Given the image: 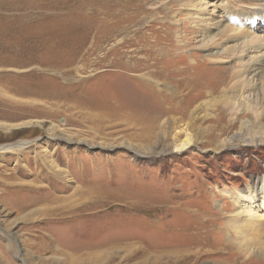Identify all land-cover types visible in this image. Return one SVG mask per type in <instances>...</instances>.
Segmentation results:
<instances>
[{"label": "rangeland", "instance_id": "rangeland-1", "mask_svg": "<svg viewBox=\"0 0 264 264\" xmlns=\"http://www.w3.org/2000/svg\"><path fill=\"white\" fill-rule=\"evenodd\" d=\"M177 1L0 0V264H264L228 224L264 145L215 151L217 120L191 113L240 73L219 51L239 25L205 45L202 6Z\"/></svg>", "mask_w": 264, "mask_h": 264}, {"label": "bare ground", "instance_id": "bare-ground-1", "mask_svg": "<svg viewBox=\"0 0 264 264\" xmlns=\"http://www.w3.org/2000/svg\"><path fill=\"white\" fill-rule=\"evenodd\" d=\"M237 1V3L230 4L224 0H215L213 2L197 0L199 4L197 6H202V9L194 10L193 7L191 9L196 12L192 21V27H198L199 29L200 25H203L200 36L205 45H211L215 41L216 35L210 31L211 29H219L221 36V34L231 32L232 30L229 29L231 27L228 28L227 22H235L239 25L235 30L238 33L236 38L234 36V38H231L232 36L230 35V39L225 38L226 40H223L225 42L238 41L239 43L236 42L237 44L222 48L219 51L223 53L227 48H229L230 53L233 51L230 58L238 59L240 73L236 75L235 80L230 81V87L224 88L219 96H215L216 89L210 90L208 87L202 90L201 93L199 92L201 94L200 98L205 96L211 99L203 100L191 112L199 119L201 115L203 121L208 120L211 116L214 120H217V126H215L217 134L208 135L209 137L212 136L209 144L211 147H214L213 150L215 151L229 146V143L233 141L232 139L238 142L236 145L240 146L251 145L257 147L264 145V29L259 32V35H254L251 32V30L253 31L252 28L258 26L253 16L257 10L264 8V0H253L255 4L250 7L240 5V2L243 0ZM218 11H220L219 16L217 15ZM256 18L262 19V17ZM204 23L207 24V27H204ZM257 30L258 28L255 31ZM149 81L145 80L147 83ZM221 83L223 84L224 82ZM149 84L153 83L149 82ZM175 107H171L168 111L181 114L179 119L183 120L186 116L189 119L194 118L191 116V113L188 115V111L191 108L190 101L180 100L178 106ZM210 110H217L218 114L214 116L209 112ZM225 112L229 115L228 124L224 123L226 119L221 117L223 116L222 113L225 116ZM175 121V119H172L173 124ZM189 123V121L186 122V124ZM237 125L240 127V131L233 138L221 141L217 139L227 129H235ZM154 127L155 124L151 126L152 129ZM198 129H200V126ZM197 143L203 145L208 142H199L198 139L187 136L186 139L181 141L180 146L176 150L190 149L192 146H196ZM236 199L235 206L237 207L232 211L233 213L229 217L228 224L229 227L234 229V231L230 230L233 232V239L239 247L238 251H247L250 250L249 248L254 250L256 248L260 261L264 263V178L260 179L257 185H253L241 193L238 192ZM81 205L82 209L87 208L86 205ZM70 209L72 210V208Z\"/></svg>", "mask_w": 264, "mask_h": 264}]
</instances>
